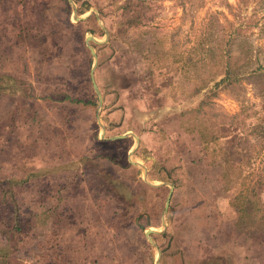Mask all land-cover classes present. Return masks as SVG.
Here are the masks:
<instances>
[{
    "label": "rangeland",
    "instance_id": "1",
    "mask_svg": "<svg viewBox=\"0 0 264 264\" xmlns=\"http://www.w3.org/2000/svg\"><path fill=\"white\" fill-rule=\"evenodd\" d=\"M123 1L73 0L86 17L80 32L66 23H76L68 1L0 0V185L14 177L20 225L0 226V258L10 250L8 264H156L160 250V264H264V231L231 226L233 191L210 176L202 184L217 168L204 164L197 144L200 123L216 130L222 119L225 136L208 151L233 155L236 95L251 97V85L229 86L199 110L193 89L206 72L190 51L215 14L226 29L246 30L264 62V0H146L151 21L112 38ZM17 26L30 38L15 37ZM88 35L102 45L94 47L100 109ZM127 132L138 144L130 134L109 139ZM227 226L231 238L221 236ZM148 228L160 231L151 235L157 248Z\"/></svg>",
    "mask_w": 264,
    "mask_h": 264
},
{
    "label": "trees",
    "instance_id": "2",
    "mask_svg": "<svg viewBox=\"0 0 264 264\" xmlns=\"http://www.w3.org/2000/svg\"><path fill=\"white\" fill-rule=\"evenodd\" d=\"M64 4L68 8L67 0H64ZM151 9V5L146 0H124L118 6L117 23L109 36L123 38L131 28L147 25L153 18L150 15ZM78 12L84 11L78 10ZM216 19L215 14L209 15L203 24L199 47L193 46L190 49V51L197 50L196 61L199 62L200 69L206 72V76L200 77V84L193 89V94H200L198 109L201 110L203 106L208 105L229 86L243 87V82L251 85L252 96H247L244 90L236 95L239 110L231 115L230 121V125L233 126L231 145L235 146L233 155H225L223 152L221 156L216 157V153L211 156L208 151V144L225 136L226 126L221 123L224 122L222 119H219V123L215 126L216 130L206 125L205 120L200 123L202 127L199 129L197 144L201 146L199 149L201 159L205 165L217 168L215 175H204L202 184L208 185L207 177L210 176L221 191H233L232 196L229 197V205L236 214V220H232L235 223L231 225L235 226V230L237 226L239 230L248 226L250 230L258 227L259 230L264 231V203L261 199V194H264V62L255 54V45L246 30H242L241 26L226 29L224 24ZM66 23L69 27L82 31L81 21L72 23L67 18ZM252 24L257 25L256 21ZM12 32L15 37L22 40L21 42L30 38L27 36L30 31L20 26L15 27ZM92 46L102 45L92 44ZM1 77L3 76L0 74V79ZM1 84L0 91H2ZM238 117L241 118L238 120ZM246 119L249 120L248 123L244 122ZM129 140L119 139L121 142ZM33 174L34 172L29 176ZM27 176L18 177L14 184H22L27 180ZM13 179L14 177L0 185V223H3L0 226H9L7 230L19 231V205L12 195ZM199 198L206 200L202 195ZM5 232L7 231L0 227V234ZM232 232L233 229L227 226L221 236L228 238ZM11 252L10 250L2 252L1 264H8L6 257ZM222 256L225 257L224 254L218 255L217 261H221Z\"/></svg>",
    "mask_w": 264,
    "mask_h": 264
},
{
    "label": "water",
    "instance_id": "3",
    "mask_svg": "<svg viewBox=\"0 0 264 264\" xmlns=\"http://www.w3.org/2000/svg\"><path fill=\"white\" fill-rule=\"evenodd\" d=\"M67 1H68V2L71 4V6H72V18L74 19V21L78 22V21H81V20H83V19L86 18V17H81V16H79V15L77 14V8H76V5L74 4L73 0H67ZM95 16L97 17V19H98L99 22H100L99 15H98L97 12H95ZM100 25H101L102 29L104 30V33H105V35H106V37H107L108 33H107V31L105 30L104 26L101 24V22H100ZM90 42L99 43V41H97V40H96L93 36H91V35H88V36H86V38H85V43H86L87 47L89 48L90 52L92 53V55H93V57H94V63H93L92 68H91V70H90V76H91V81H92V84H93L94 90H95V92L97 93V95H98V97H99V104H98V106H99V109H100V107H101V105H102V97H101V93H100V91H99V88H98V86H97V84H96V81H95V78H94V69H95L96 62H97V55H96V51H95L94 47L90 44ZM97 121H98V124L100 125V127H101V129H102L101 137L105 139L106 137H105V135H104V131H105V130H104V125L101 123V120H100L99 116H98V118H97ZM129 134L132 135V136L135 138L136 144H138L139 138H138V136H136V135H135L134 133H132V132H127V133H125V134H121V135H114V136H112V137H109V139H110V140L121 139V138H125V137L128 136ZM132 152H133V151H130V152L128 153V160H129V162H130L131 164H133V165H136V166L142 167L143 170H144V180H145L147 183H149V184H151V185L154 186V184L150 183V182L147 180L146 168H145L142 164L137 163V162H134V161L131 160ZM170 187H171V188H170V191H169L168 196H167V198H166L165 206H164V210H163V215H162V228H163L162 230H164V228L166 227V218H165V216H166V212H167V210H168V206H169V201H170V197H171V193H172L173 185L170 184ZM158 232H160V231H156V230L151 229V228H148V229H146V231H145V235L147 236L148 240H149V241L151 242V244L154 245L155 247H156V244H155V242L153 241V238H152L151 235H152V234H155V233H158ZM156 248H157V247H156ZM155 263H156V264H160V250H158V255H157V257H156V261H155Z\"/></svg>",
    "mask_w": 264,
    "mask_h": 264
}]
</instances>
